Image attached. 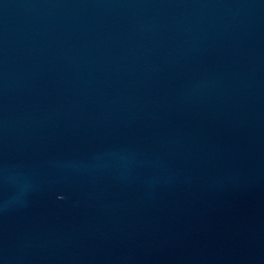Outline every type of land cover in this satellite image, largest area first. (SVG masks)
Returning a JSON list of instances; mask_svg holds the SVG:
<instances>
[{"label":"water","instance_id":"95a60500","mask_svg":"<svg viewBox=\"0 0 264 264\" xmlns=\"http://www.w3.org/2000/svg\"><path fill=\"white\" fill-rule=\"evenodd\" d=\"M0 264H264V0H0Z\"/></svg>","mask_w":264,"mask_h":264}]
</instances>
